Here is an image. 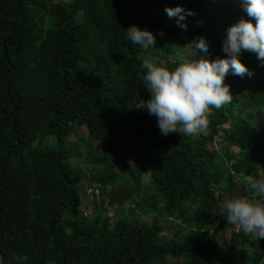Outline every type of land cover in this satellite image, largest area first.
Returning <instances> with one entry per match:
<instances>
[{
	"label": "trees",
	"instance_id": "obj_1",
	"mask_svg": "<svg viewBox=\"0 0 264 264\" xmlns=\"http://www.w3.org/2000/svg\"><path fill=\"white\" fill-rule=\"evenodd\" d=\"M176 7L195 15L178 23L165 12ZM242 18L250 19L243 0H0V257L261 264L264 239L228 224L225 207L217 211L219 201L247 195L244 176L264 173V62L241 53L252 74L229 72L233 99L214 109L208 135H162L143 108L144 59L169 69L226 59L227 29ZM133 25L156 34L155 48L128 40ZM198 37L209 42L207 54L187 47ZM81 150L90 181L77 163ZM146 174L149 223L122 216L140 202Z\"/></svg>",
	"mask_w": 264,
	"mask_h": 264
},
{
	"label": "clouds",
	"instance_id": "obj_2",
	"mask_svg": "<svg viewBox=\"0 0 264 264\" xmlns=\"http://www.w3.org/2000/svg\"><path fill=\"white\" fill-rule=\"evenodd\" d=\"M244 11L250 19H241L227 29L223 42L226 59H184L172 69L144 59L141 70L144 86L150 92L145 101L149 115L155 116L162 135L183 131L185 135H198L204 132L214 117L215 110L231 103L233 95L226 77L251 75L247 66L240 60L243 51L254 53L264 62V0H243ZM167 15L179 17L178 23L187 16L195 15L181 7L166 8ZM253 21L255 23H253ZM187 28L186 24H181ZM160 36L164 33L161 31ZM132 44L143 49L156 45V34L133 25L126 30ZM187 47L196 53L209 51V42L198 37ZM264 66V65H262ZM229 170L231 167L229 166ZM247 195H241L224 202L228 224L238 226L252 239H264V173L244 176ZM26 257L13 254L6 262L0 257V264H24ZM264 264V261H261Z\"/></svg>",
	"mask_w": 264,
	"mask_h": 264
},
{
	"label": "rangeland",
	"instance_id": "obj_3",
	"mask_svg": "<svg viewBox=\"0 0 264 264\" xmlns=\"http://www.w3.org/2000/svg\"><path fill=\"white\" fill-rule=\"evenodd\" d=\"M189 51L190 50L187 49L186 53H189ZM183 57H184V55H183ZM75 132H76V135L79 136V137L80 136L81 137L85 136V130H83V129H78ZM203 133L205 135H208V133H209L208 128ZM215 141H216L215 143L211 144V147H212V149L218 150L219 146L221 144V139L217 138ZM83 154H85V151L81 150V157H80V160L77 163L80 165V168L83 171V173H85L86 179L88 181H90L91 177L93 176V169H92V166H90L89 164H87V162H85V159H83V160L81 159ZM128 161H129L130 165H135L136 162H137V158H136L135 155H131L129 157ZM87 183L88 182H85L86 185H87ZM148 183H149V176L146 174V176L142 180V184H141L142 197H141L140 202L138 201V204L134 203V205H133V203H130L131 204V205L129 204L130 207L125 206L124 209H123L122 216L128 218V217H131L133 214L134 215L136 214V215H139V216L142 217V221H144V222L147 221L148 223L150 222V220H149L150 218L146 215V213L149 211V207L148 206H143L144 205L143 202H144L145 194L148 192L147 191L148 190ZM83 189H85V188H83ZM83 192H85V190H83V191L80 190V197H81V200H82V204H85L87 202V196ZM218 203H219L220 210L217 211V214H221L224 206L222 205V203L220 201ZM89 211H91V210H89ZM93 211L90 212V213H92V215H93ZM171 234H172V232L166 231L162 235L165 236V237H170ZM229 240H230V233L226 234V236H225V238L223 240L222 246H221V248L219 250L220 253H225L228 250ZM168 264H174V262L171 261Z\"/></svg>",
	"mask_w": 264,
	"mask_h": 264
}]
</instances>
